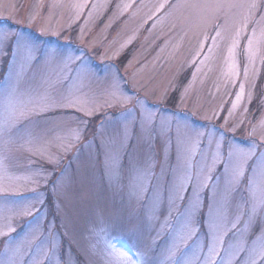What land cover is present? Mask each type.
I'll use <instances>...</instances> for the list:
<instances>
[{"label": "rangeland", "instance_id": "rangeland-1", "mask_svg": "<svg viewBox=\"0 0 264 264\" xmlns=\"http://www.w3.org/2000/svg\"><path fill=\"white\" fill-rule=\"evenodd\" d=\"M76 2L81 0H0V30L10 29L19 34L34 46L37 55L58 49L82 57L90 70V76L83 81L73 74L72 79L56 83L57 92L80 101L75 107L37 109L36 113L19 120L18 124H25L27 130L41 137L38 145L29 146L17 139L5 148L0 142V208L11 209V212H0V231L7 233L0 236V261L10 255L5 254L9 237H15L14 242H18L27 235L33 243L31 254L39 264H103L106 232L113 227L130 238L135 250L144 254L141 259H152L168 237L164 221L169 210V165L177 166V137L186 132L193 137L196 132L207 133L202 144L189 145L193 171L203 164L202 174L208 175V167L216 160L211 173L213 180L207 189L201 190L202 212L193 218L192 226L199 230V240L203 241L209 205L219 220L231 221L236 216L237 205L249 197L247 179L251 171L247 170L239 190L225 198L227 178L221 176V161L228 145L248 148L254 139H259L258 135L253 137L249 133L253 125L259 128L264 121V63L260 59L264 56V44L259 46L254 65L249 64L242 99L235 101L243 74L232 76L233 60L228 56L230 32L225 33V39L207 60L197 57L194 64L198 40L203 39L195 30L196 21H193V30L172 27L175 16L184 10L169 16L165 6L148 19L155 6L164 0H88L89 7L75 19V11L66 5ZM167 2L175 4L177 0ZM255 2L264 5V0ZM93 3L97 5L95 9L91 8ZM129 3L134 7L125 8ZM243 11L236 10L238 14ZM254 11L259 19L264 7ZM146 21L150 22L147 27ZM211 28L209 25V33L214 34ZM251 28L252 25L241 38L235 56L240 68L247 62L242 50ZM14 39L10 36L0 41V127L9 118L10 106L16 103L15 99L4 98L9 73L15 77L23 65L21 87L26 88L29 84L36 87L40 74L50 70L44 67L43 60L28 62V53L23 47L15 49L14 54L9 52V44ZM132 45L135 46L121 63L124 70L121 84L115 76L113 60ZM91 60L97 66L90 65ZM230 78L236 83L227 84ZM114 83H119V90L113 88ZM114 91L117 96L124 93L143 98L142 103L147 105L145 113L150 112L155 118V139H149L141 129L139 105L134 107L114 98ZM88 110L92 115L86 114ZM161 125L163 132L171 131L169 147H165L167 136L162 134ZM68 144L71 148L65 150ZM36 146H42L43 156L34 150ZM260 151L264 153V149ZM49 158L58 163H49ZM179 163L178 171L183 172L184 161ZM161 169L164 170L159 180L162 203H156L153 218L149 220L152 192L139 195V187L146 183L155 189L157 180L143 179L141 173L148 170L155 177H161ZM195 182L193 179L192 183ZM188 194L191 195V189ZM25 209L29 214L21 215ZM8 216L15 232L9 233L4 227L9 222ZM174 216L175 209L172 217H168L170 223L175 222ZM238 227L247 237L245 246L254 249L253 255L259 264L258 256L264 245V234L260 232L264 217L254 228L246 224ZM240 239L239 234L225 237L234 245ZM196 242V236L188 241L189 256ZM37 244L42 251L36 249ZM123 247L127 250L128 241ZM237 250L234 247L233 252ZM28 251L27 246L22 249L24 258ZM244 255H236L233 264L243 260Z\"/></svg>", "mask_w": 264, "mask_h": 264}, {"label": "snow or ice", "instance_id": "snow-or-ice-1", "mask_svg": "<svg viewBox=\"0 0 264 264\" xmlns=\"http://www.w3.org/2000/svg\"><path fill=\"white\" fill-rule=\"evenodd\" d=\"M55 6V5H53ZM167 6L168 15L172 16L178 10H184L183 14L175 16L176 27H187L193 30V21H196L195 30L202 34L203 39L198 40V48L193 57V63H196V58L203 56L205 60L219 48L220 42L225 39V33L230 32V43L228 45V56L233 60V77H239L241 72L243 80L239 83V91L235 93V101H240L243 97L245 83L249 78V64H253L257 58L259 46L264 44V12L260 14L259 19H256L255 9L264 7L262 4H257L255 0L250 3H242L240 0H177V3L171 4L167 0L155 6L154 11L148 16L152 19L156 12ZM66 7L75 11V19H79L86 8L89 7L88 0L81 2L70 3ZM97 5L93 3L92 9ZM119 7V6H118ZM134 4L129 3L125 8H132ZM237 9H245L241 13H237ZM92 12L89 11L88 16L91 17ZM212 25L210 34L208 26ZM252 25L251 34L247 36V43L242 50V54L246 59V63L240 68L237 66L235 56L240 45V40ZM259 26V31L257 29ZM83 32V29H82ZM10 36L15 37L12 44H9V52L15 53V49L23 47L27 50V60L30 63H40L44 61V67L50 69L47 73L40 74V80L36 87L29 84L28 87H21V78L23 75V65L20 72L15 74V77L9 73L5 81L4 98L6 100L15 99L16 103L9 108V118L4 125L0 127V142L6 148L9 144L14 143L19 139L29 146L38 145L41 137L33 134L31 130L26 129L25 124H18L23 117H29L36 113L37 109H47L49 107H75L80 101L72 95L65 96L61 92L55 90L56 83L68 81L75 74L81 81L90 76V70L83 63L82 57H76L71 53L61 52L58 49H49L45 53L35 54L36 49L29 42L24 40L17 33H12L11 30H0V41L8 40ZM211 41L210 44L207 42ZM207 45V47H206ZM7 55V54H6ZM264 63V56L260 57ZM255 69L253 68V71ZM195 75V73H194ZM35 82V77L33 78ZM236 80L230 78L227 84H235ZM113 88L119 90V83H114ZM114 98L120 99L123 103H131L134 107L139 105L137 111L139 113V121L142 131H145L149 139H155L153 135L156 133L155 118L152 113H145L147 107L146 102L142 103L143 98L138 95L133 98L131 95L121 93L119 96L114 91ZM183 99V97H181ZM235 101L232 107H236ZM85 111L84 108L80 109ZM87 115H92L90 110L86 111ZM229 109V115H231ZM227 120V117L225 118ZM238 126V125H237ZM167 136L165 147L171 145V131L163 132ZM235 130V126L234 129ZM250 136L259 137L258 140H253L248 148L227 146V153L222 158L221 164L223 172L221 176L226 177L224 195L225 198L230 197L233 191L239 190V185L243 183L247 170L251 171V175L247 179L249 197L243 200V204L237 205V213L233 220L224 221L218 219L214 213L212 205H209L208 214L204 225V240H199L198 229L192 225L193 218L197 213L202 212L203 201L201 199L202 189L209 187V182L213 180L211 175L215 166L216 160L208 167V175H203L204 166L200 165L199 169L193 171V166L189 163L191 150L190 144H202L207 133L196 132L194 137L186 132L183 135H178L176 145L177 166L169 165V173L171 180L167 183L168 188V217H172L173 209H175L174 223H170L168 217L165 218V225L168 227V237L162 249L156 252L152 259H141L143 253L135 250V245L130 242V238L119 233L115 227L106 232V247L103 252V264H233L236 255L244 253L243 260H237L236 264H257V258L254 257V249L245 246L244 240L247 238L238 227L240 224H246L249 228H254L260 223V218L264 217V153L260 150L264 149V121H261L259 128L256 125L252 126ZM78 138V137H77ZM71 148V144L65 146V150ZM220 143L217 142V152H219ZM35 151L40 155H44L42 146H36ZM184 161L183 172H179L180 161ZM49 163H58V161L49 158ZM149 167H153L149 165ZM109 175H111L109 171ZM143 179L151 177L157 180V187L150 189L146 183H142L139 187V195H143L149 191L152 192L149 199L153 202V207L148 210V219L153 218L155 205L157 202L162 203V193L159 188V180L164 176V170L161 169V177H155L154 174L144 170L141 173ZM195 179V183H192ZM191 189V195L188 194ZM215 193V188H213ZM135 194V193H133ZM183 207V210L181 208ZM11 212V209L0 208L2 211ZM28 215L27 209L20 213ZM8 223L4 224L8 232H15L10 225L11 216L6 217ZM35 231V230H33ZM260 232L264 234V227L260 228ZM7 233L0 231V236ZM235 237L239 234L242 239L234 245L231 240L226 241L225 237ZM254 234V233H253ZM28 235H31L29 233ZM193 236L197 237L196 247L192 255H188V249L191 245L188 241ZM15 237H9L5 243V254L7 258L0 261V264H39V261L32 256L33 243L26 235L24 239L14 242ZM128 241L127 250L124 249V243ZM227 243V247L223 245ZM255 244V241H253ZM119 245V246H118ZM27 246V258H24L22 249ZM37 250L40 245L37 244ZM234 247L238 250L233 252ZM206 249V251H205ZM43 255L47 257V253ZM136 259H133V257ZM227 257V259H225ZM259 264H264V245L258 256Z\"/></svg>", "mask_w": 264, "mask_h": 264}]
</instances>
